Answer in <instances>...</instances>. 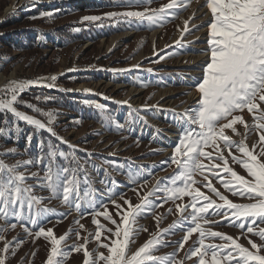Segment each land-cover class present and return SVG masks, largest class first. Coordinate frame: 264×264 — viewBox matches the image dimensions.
I'll return each mask as SVG.
<instances>
[{"label":"rangeland","instance_id":"374dc122","mask_svg":"<svg viewBox=\"0 0 264 264\" xmlns=\"http://www.w3.org/2000/svg\"><path fill=\"white\" fill-rule=\"evenodd\" d=\"M168 2L169 0H151L150 4L117 6L113 4V0H0V73L6 77L13 73L17 77L31 79L57 73L56 80L51 82L55 84L54 88L33 86L22 94L21 99L45 112L54 111L55 121L51 126L58 137L67 141V144L61 143L46 130H40L37 134L33 126L20 121L18 123L23 133L18 141L0 136V159L9 165L15 164L16 161L32 159L38 154V139L52 140L65 152H71L70 146H75L76 156L82 162L87 161L86 169L92 187L103 192L110 178L115 182L114 190L123 193V199L119 194L115 196L117 202L121 204L126 200H130L133 205L138 204L137 191L143 194L150 190L157 180L171 176L176 171V166H165L162 162L169 160L173 153L180 130L172 122V113L169 110L182 113L194 107L200 98L193 78L200 76L199 65L208 59L207 52L201 51L207 48V21L210 19L206 0H186L187 7L177 12L175 18L165 21L162 26H129L126 23L116 24L110 20H82L84 16H103L104 13L112 11L155 9ZM48 11L54 13L52 18L40 16L41 12ZM185 21L189 22L190 32H184ZM193 25L199 26L198 30L193 28ZM129 30L133 33L116 39L118 34L122 35ZM177 41H182V44L177 46ZM157 54L165 58L161 60ZM81 83L95 86L94 89L84 88L80 86ZM133 88L140 90L139 96L136 95L135 99L132 97L135 95L131 90ZM193 90L196 93L190 96ZM37 96L40 97L39 100L36 99ZM44 97L53 99L46 101ZM120 99L135 100L138 103L133 107L129 102ZM85 100L105 105L107 112L102 113L96 109L94 103H83ZM18 109L47 123V118L33 109L19 105ZM237 114L242 115L249 125L253 123L252 114L246 110ZM105 115L111 116L112 120L106 121ZM137 117H143L146 123L139 121ZM117 124L124 127L118 128ZM2 126L3 124H0V127ZM140 126L144 130L142 134L137 133ZM133 127L135 129H132ZM176 128L178 130H175ZM237 129L244 134L243 125L238 124ZM169 131L170 135L167 134ZM172 132H177V135L173 136ZM28 133H33V139L26 145L24 137ZM228 134L233 135L234 139H240L230 130ZM157 135L159 140L153 139ZM258 139L259 134L250 130L246 142L251 147ZM9 149H15L20 154L5 155ZM86 153L91 155L88 156ZM58 162L63 163L59 158ZM204 162L208 163L207 160ZM229 163L241 175H246L241 166L233 164L231 160ZM93 164L96 165L95 168ZM138 166H142L145 172L152 173L150 177H144L148 183L143 188L132 184L128 175L129 171L134 173L140 171L141 168ZM20 171H24L26 175L32 172L44 175L43 165H32L27 169L21 167ZM195 178L198 183L193 187H201L202 191L217 199L213 193L202 187L199 183L202 178L199 175ZM212 182L234 202H248L227 192L218 181ZM26 183L36 185L38 182L32 178ZM140 183L142 184L143 180ZM33 192L45 197L44 205L56 209V213L50 215L40 226L53 229L57 237L69 233V238L62 245L65 250L70 251L73 243H85L87 238V248L93 253V257L98 252L108 254L99 243H107L108 240L104 237L111 234L103 232L101 242L95 241L96 226L92 222L91 214L81 218L80 213L69 209L61 199H48L50 193L46 189L35 187ZM158 195L163 199V194ZM105 202L107 210L119 223L115 205L107 202V198ZM189 202V197L168 201L156 208L154 213L149 212L138 217L136 227L142 226L147 231L140 230L132 237L129 244L130 252L136 251L147 242L153 233L168 228L178 219L179 213L173 211L169 214V208L174 209L175 204ZM65 212L70 213L67 218L61 215ZM157 215L162 217L159 222L155 219ZM76 219L84 225L83 229L74 222ZM99 219L106 228H111L113 233L115 232V225L103 217ZM11 223L16 221L0 219V227L7 229L0 234L6 240L12 241L6 264H46L51 249L50 241L44 237H29L19 223L15 229L10 227ZM26 226L33 232L38 230V227ZM205 227L238 238L241 244L250 247L248 237L242 234L244 230L226 221ZM77 231L80 232L79 240L76 237ZM184 234V231L176 230L165 235L164 239L168 243L160 246L154 255H168L174 252L178 247L175 242ZM251 239L258 244L264 243L254 235ZM16 240H22L23 243L16 249L15 255H12L11 249L16 248ZM197 240L198 233H194L184 249L177 252L176 258L184 259L190 246H198L194 245ZM222 242L219 238L206 240V243ZM3 247L4 241L0 240V249ZM84 259L83 252L73 251L64 264H83ZM195 261V257L185 259V264H195Z\"/></svg>","mask_w":264,"mask_h":264},{"label":"snow or ice","instance_id":"6c2138e0","mask_svg":"<svg viewBox=\"0 0 264 264\" xmlns=\"http://www.w3.org/2000/svg\"><path fill=\"white\" fill-rule=\"evenodd\" d=\"M150 3L151 0H113V4L117 6ZM186 7V0H169L155 9L112 11L104 13L103 16H84L82 20H110L116 24L155 27L175 18L176 13ZM206 7L210 13V19L207 21V48L201 51L207 52L208 59L199 65L200 76L193 78L200 98L194 107L182 113L169 110L172 113V122L180 131L173 153L169 160L162 164L175 165L176 171L169 177L157 180L147 192L141 194L137 191L138 204L133 205L130 200L124 201V204L118 203L115 196L119 194L123 199V193L114 190L115 182L110 178L103 192L93 188L86 169L87 161L82 162L76 156L75 146H70L71 152H65L52 140L38 139V154L32 159L16 161L12 165L0 159V219H14L16 223H11L12 229L19 223L29 237H44L49 240L51 249L46 264H64L73 251L83 252V264H100L101 261L103 264H185V259L193 257L196 258L195 264H264V243L258 244L251 239L254 235L264 241V227L260 226L264 225V0H206ZM53 15L51 11L40 13L41 17L52 18ZM188 23L184 22V32L191 31ZM193 28L198 30L199 26L193 25ZM176 43L180 46L182 41ZM157 55L161 60L165 58L163 55ZM50 80L55 81L56 77L52 76ZM33 86L54 88L55 84L43 83V79L38 78L27 81L13 80L0 87V116H3V120H0V124H3L0 127V136L18 141L23 133L18 122L23 121L33 126L35 133L46 130L61 143L67 144V141L57 136L51 126L55 121L54 111L45 112L21 99L22 94ZM36 99L39 100L40 97L37 96ZM44 99L47 101L53 98ZM83 103L94 102L85 100ZM18 105L42 114L47 118V123L18 110ZM94 106L102 113L107 112L103 104L94 103ZM245 110L252 114L251 125L242 115L237 114ZM131 116L130 112V121ZM104 119L108 121L112 120V117L105 115ZM137 119L146 123L143 117ZM238 124L244 126V134L238 131ZM116 126L124 127L121 124ZM229 130L240 139L229 135ZM250 130L259 134L258 141L251 147L246 142ZM24 139L26 145L30 144L33 133H28ZM153 139L159 140V135ZM209 148L212 150H206ZM9 154L20 153L9 149L5 155ZM86 155L90 156L91 153ZM58 158L63 163H59ZM205 160L208 163H205ZM229 160L241 166L246 175H241L230 166ZM32 165H43L44 175L41 176L39 172L26 175L24 171H20L21 167L27 169ZM93 167L96 165L93 164ZM138 167L141 168L140 171H129L128 175L132 184L143 188L148 183L144 177H150L152 173L145 172L142 166ZM197 175L202 178L199 181L202 187L213 193L217 199L206 194L201 187H193L198 183L195 178ZM32 178L37 180L36 185L26 183ZM213 180L218 181L233 196L248 202H234L213 184ZM35 187L48 190V199H61L69 209L80 213L81 218L91 214L92 222L96 226L95 241L101 242L103 232L111 234L104 237L108 240L107 243H99L108 254L98 252L93 257V253L87 248V238L85 243H73L70 251L65 250L62 245L69 238V233L57 237L53 229L40 226L50 215L56 213V209L43 204L45 197L34 194ZM158 194H163V199ZM183 197H189L190 202L175 204L174 209H168L169 214L173 211L179 213L178 219L168 228L153 233L147 242L136 251L130 252L132 237L140 230L147 231L142 226L136 227L137 218L149 212L154 213L163 203ZM105 198L107 202L115 205L119 223L107 210ZM189 209L191 211H188ZM68 214L70 213H61L64 218H67ZM100 217L116 226L114 233L111 228H106L105 224L101 223ZM155 219L159 222L162 217L157 215ZM221 221L244 230L242 234L248 237L250 247L241 244L238 238L205 227L219 224ZM74 222L79 228H84L79 219ZM26 225L38 227V230L33 232ZM6 230L5 227H0V233ZM176 230L185 233L175 242L177 249L168 255H154L160 246L168 243L164 236ZM194 233H198V240L194 242V245L198 246H190L185 258L177 259V252L184 249ZM76 237L80 239L79 231L76 232ZM216 238L223 242L206 243V240ZM0 240L4 241V247L0 249V264H6L12 241L6 240L2 234ZM22 243V240H16V248L11 249L12 255H15L16 249Z\"/></svg>","mask_w":264,"mask_h":264},{"label":"bare ground","instance_id":"6f19581e","mask_svg":"<svg viewBox=\"0 0 264 264\" xmlns=\"http://www.w3.org/2000/svg\"><path fill=\"white\" fill-rule=\"evenodd\" d=\"M13 6V5H12ZM11 6V7H12ZM14 7V6H13ZM133 33V31H125V32H123L122 33V35H120V34H118L117 35V37H116V39L118 38V37H125V36H128V35H130V34H132ZM114 39V38H113ZM197 71H199L198 69H197ZM195 74H196V72H195ZM57 75V73L55 72V73H52V74H48V75H44V76H42V77H40V78H42L43 79V83H51L52 81L50 80V77H52V76H55V77H57L56 76ZM38 79V78H37ZM13 80H16V81H27V80H35V79H31V78H21V77H17L16 75H14L13 73H12V75L10 76V77H6L3 73H0V87H3V86H5L9 81H13ZM80 86H83L84 88H89V89H94V84H87V83H81L80 84ZM132 90V92H135V95L134 96H132L134 99L136 98V95H138L139 96V93H140V90L139 89H137V88H133V89H131ZM165 91H161V93H164ZM195 90H193L192 91V93H190V96H194L195 95ZM134 94V93H133ZM138 98H140V97H138ZM120 101H123V102H129L133 107H135L136 105H137V103L138 102H136L135 100H131V101H127L126 99H120ZM138 101H139V99H138ZM19 110V109H18ZM21 111V110H20ZM27 114V113H26ZM29 115V114H28ZM121 115H122V113H121ZM132 129H135V127H133ZM139 129H140V131H139ZM175 130H178V128H176ZM144 132V130H143V127L142 126H140L139 128H138V134H142ZM171 131H169V132H167V134L168 135H170L169 133H170ZM173 136H175V135H177V132L175 133V132H172L171 133Z\"/></svg>","mask_w":264,"mask_h":264},{"label":"trees","instance_id":"16d2710c","mask_svg":"<svg viewBox=\"0 0 264 264\" xmlns=\"http://www.w3.org/2000/svg\"><path fill=\"white\" fill-rule=\"evenodd\" d=\"M63 93H65V92H63ZM65 95H68V94H65ZM2 119V116H0V120Z\"/></svg>","mask_w":264,"mask_h":264}]
</instances>
